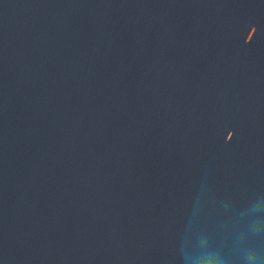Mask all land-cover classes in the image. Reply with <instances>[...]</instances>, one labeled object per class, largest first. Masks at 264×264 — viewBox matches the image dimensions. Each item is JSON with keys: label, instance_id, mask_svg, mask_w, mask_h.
<instances>
[{"label": "water", "instance_id": "obj_1", "mask_svg": "<svg viewBox=\"0 0 264 264\" xmlns=\"http://www.w3.org/2000/svg\"><path fill=\"white\" fill-rule=\"evenodd\" d=\"M0 264H264V0H0Z\"/></svg>", "mask_w": 264, "mask_h": 264}]
</instances>
